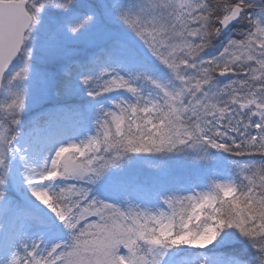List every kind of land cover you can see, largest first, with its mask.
<instances>
[{"label": "snow or ice", "instance_id": "obj_1", "mask_svg": "<svg viewBox=\"0 0 264 264\" xmlns=\"http://www.w3.org/2000/svg\"><path fill=\"white\" fill-rule=\"evenodd\" d=\"M0 264H264V0H0Z\"/></svg>", "mask_w": 264, "mask_h": 264}, {"label": "rangeland", "instance_id": "obj_2", "mask_svg": "<svg viewBox=\"0 0 264 264\" xmlns=\"http://www.w3.org/2000/svg\"><path fill=\"white\" fill-rule=\"evenodd\" d=\"M166 167L171 169V172L174 176L175 179L177 180H181V179H185L186 175L183 171V169H181L179 166H177L175 163L166 165ZM149 169H145V173L149 172Z\"/></svg>", "mask_w": 264, "mask_h": 264}]
</instances>
